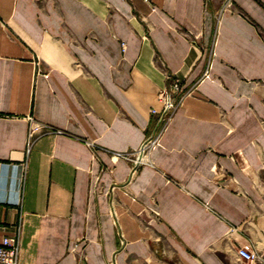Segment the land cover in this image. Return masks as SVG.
I'll list each match as a JSON object with an SVG mask.
<instances>
[{
  "label": "crops",
  "instance_id": "obj_1",
  "mask_svg": "<svg viewBox=\"0 0 264 264\" xmlns=\"http://www.w3.org/2000/svg\"><path fill=\"white\" fill-rule=\"evenodd\" d=\"M32 119L54 130L28 150ZM21 219L19 264L264 253V0H0V242Z\"/></svg>",
  "mask_w": 264,
  "mask_h": 264
},
{
  "label": "built area",
  "instance_id": "obj_2",
  "mask_svg": "<svg viewBox=\"0 0 264 264\" xmlns=\"http://www.w3.org/2000/svg\"><path fill=\"white\" fill-rule=\"evenodd\" d=\"M233 2L234 0H225L224 5L228 7L233 5ZM208 76H210L209 65L205 69L201 79ZM193 88L194 87H190L187 94L191 93ZM182 90L178 79H174L169 87L163 88L160 91L159 97L162 103L161 108L153 107L151 109V113L157 117L155 127L145 137L139 148L118 154L132 161L134 172L148 159V154H146L148 149L151 150L159 142L174 111L181 103L182 97H178V94ZM44 130L52 131L54 129L50 125L32 119L29 129L28 150H30L35 139ZM22 227L23 219H21L19 225H17L14 235L5 236L0 242V264H19L22 253ZM237 253L245 264H264V253H261L255 245L249 242L239 245L237 247Z\"/></svg>",
  "mask_w": 264,
  "mask_h": 264
},
{
  "label": "rangeland",
  "instance_id": "obj_3",
  "mask_svg": "<svg viewBox=\"0 0 264 264\" xmlns=\"http://www.w3.org/2000/svg\"><path fill=\"white\" fill-rule=\"evenodd\" d=\"M224 1H225V0H224ZM181 87H182V86H181ZM188 89H190V88H188ZM188 89H183V90L178 94V97H184L185 95H187V91H188ZM178 106H179V105H178ZM177 108H178V107H177ZM177 108H176V109H177ZM148 134H149V133H147V135H148ZM149 153H150V150L148 149V151H147V153H146V154H148V157H149ZM127 160H129V159H127ZM129 161H130V160H129ZM130 163L133 164L132 161H130ZM142 164H143V163H142ZM142 164H141V165H142ZM141 165H140V166H141ZM138 168H139V167H138ZM138 168H137V169H138Z\"/></svg>",
  "mask_w": 264,
  "mask_h": 264
}]
</instances>
